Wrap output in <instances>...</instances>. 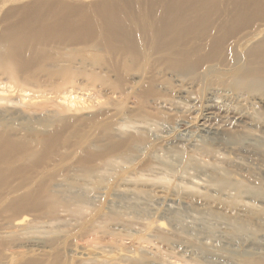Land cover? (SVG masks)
<instances>
[{"label": "bare ground", "instance_id": "obj_1", "mask_svg": "<svg viewBox=\"0 0 264 264\" xmlns=\"http://www.w3.org/2000/svg\"><path fill=\"white\" fill-rule=\"evenodd\" d=\"M172 81L192 102L203 97L218 112L203 114L199 133L184 137L190 154L163 158L157 152L168 144H156L141 167L152 174L180 168L178 179L191 185L185 189L200 197L213 192L214 202L228 205L241 223L214 215V225L223 230L219 238L203 239L225 243L222 237L231 230L232 241L264 220V164L258 162H263L264 135L235 140L221 125L253 124L250 117L233 113L238 94L264 98V0H0V264H64L55 251L57 241L29 231L61 220L66 204L79 203L63 197L60 179L91 176L124 154L144 150L145 138H115L116 130L102 115L86 111L90 98L78 91L96 89L108 102L128 96L135 99L136 112H143L145 103L164 105ZM257 141L259 150L253 148ZM252 165L259 175L245 176ZM126 191L124 198L142 202L146 212L165 205L162 212L172 216L184 208L182 216L202 234L213 225L204 219L208 207L188 206L176 194L161 203L162 196L139 201L141 195ZM173 220L184 227L179 218ZM255 241L249 244L257 249L251 256L264 251V237ZM72 251L79 264H141L138 255H143L128 250L124 258L121 253L108 260L101 253ZM246 254L238 264H251ZM216 258L212 261L225 263Z\"/></svg>", "mask_w": 264, "mask_h": 264}, {"label": "rangeland", "instance_id": "obj_2", "mask_svg": "<svg viewBox=\"0 0 264 264\" xmlns=\"http://www.w3.org/2000/svg\"><path fill=\"white\" fill-rule=\"evenodd\" d=\"M176 84L174 81L171 82L170 87L172 90L167 93V101L164 102V105H156L151 101V103H145L146 110H143V112L147 111L149 116L152 117V121L145 120L143 112H136L137 103L133 98L114 96L108 102L97 94L96 89L78 91L84 98H90L87 103L91 105V108L86 109V111L89 110L87 112H97L102 115L101 119L108 121L112 125L113 130H116L113 135L115 138H126L133 134L140 138H145V141L143 144L144 150L141 153L130 152L124 154L115 159V161L106 163L98 172H94L91 176L77 177L72 180L60 179L58 187L61 191H64L63 197L73 196L79 203L71 201L66 204L68 205L66 208L69 210L64 208L66 211L61 212L60 216H58L61 220L53 224H41L36 230L29 231L30 235L33 233L41 236L47 242L57 241L55 251L60 252L64 264L68 262L69 264H79L80 258L72 251L74 248L77 251L83 250L86 253H101L102 257L108 260L114 257L120 258L122 256L121 253L124 258V255L128 254V252L126 253L128 250L129 254L132 253L131 255H135V257L142 251L143 255H138V257H141V264H217L212 261V259L214 261L217 260L216 257H221V262H225L221 264H238L237 260L243 259L246 253L247 256L255 259H250L251 264H264V251L258 249L261 253L257 254L259 253L258 251L255 256H251L249 253L257 250L254 249V246L250 247L251 240H256L255 244H257L258 240L264 237V220L258 224L247 226L242 232L237 234L235 239L232 240L233 242L228 239L231 238V235L229 236L231 230L228 232V237H222V239L227 238L225 243L224 241L215 242L203 239L205 235L209 234V236L219 238V233L223 230L219 228L220 225H214V215L219 214L231 219L234 218V224L241 223V221L235 218L234 213H229L228 208H226L228 205L214 202L213 192L210 193V197H200L196 190L185 189V186L190 187L191 185L184 180V182H180L178 179L177 175L180 168H176L177 171L174 172L167 171V173L152 174L144 171L143 167H141L146 161L147 154L150 151H156V144L161 146L168 144L167 150L158 151L157 154L161 155V157L164 155L170 160L177 159V154L180 153L185 156L190 154V147L188 148L184 137L189 140L201 130L199 123H201L200 118L203 114L208 115L213 111L218 112V110H214V107L208 106L203 97H199L196 102H192V99L186 95L185 89L181 88L180 84L178 86ZM128 93L131 94V91H128ZM237 96V100L234 96L233 113L240 112L242 115L250 117V121L253 124L251 126L246 124L235 126L226 122L227 124L221 123L222 128L225 127L224 129L227 133L230 136H234L235 140H238V137L240 139L250 137L253 133L264 135V98L261 95L258 96L260 98L258 99L254 94L245 95L241 93ZM76 114L81 113L78 112ZM143 121H148L150 124L146 125ZM237 130L242 131L238 134L241 136L236 134ZM86 133H91V130L87 129ZM165 140L168 143H165ZM260 143V141H257L256 144H253V148L259 150L261 146L257 145H260ZM226 154L229 159H232V157L234 159L233 153ZM261 159L264 162V155L261 156ZM246 161L251 162L250 159ZM260 161L259 159L260 165L261 163L264 164ZM227 164L224 163V167H227ZM253 166L250 168L251 171L248 169L243 174L245 176L247 174L253 176L257 174L255 176L257 177L259 170L257 169V171ZM230 169L231 172L238 173L236 168ZM251 184L249 183V185ZM255 184L257 183L251 185L255 187L253 190L258 188L257 185L254 186ZM117 191L120 192V195L116 197V194H119ZM125 191L131 194L134 193L136 196L141 195L140 198L138 197L139 201L147 200V198L158 201L159 196H162L164 199H160V202H163L166 201V197L176 194L177 198L186 204L188 203V206H199L204 207V209L208 207L207 210H210L208 213L210 215H206L204 219L207 222H213V225L211 229L203 228L205 232L202 234L201 229L189 226L190 220L188 218L185 220L184 218L186 215L182 216L185 211L184 208L179 211V215L172 216L170 214L167 216V214L162 212L165 205H160L159 210H152V212L147 210L146 212L147 208L142 202L130 201L124 198L126 197L123 195ZM116 202L121 203V208L116 206ZM175 218H179L184 227L180 225L179 228V226L172 224L175 223L173 220ZM170 222V225L174 226V230L170 229L171 226L168 227ZM210 231L212 233H209ZM196 234H198V237L195 236ZM44 247L42 246L40 249H46ZM12 249L23 248L13 247ZM243 253L245 254L243 255ZM144 256L145 258H143ZM256 259H258L257 263Z\"/></svg>", "mask_w": 264, "mask_h": 264}]
</instances>
